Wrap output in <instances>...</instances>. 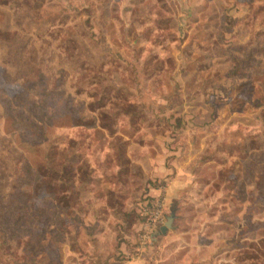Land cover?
Here are the masks:
<instances>
[{
  "label": "rangeland",
  "instance_id": "rangeland-1",
  "mask_svg": "<svg viewBox=\"0 0 264 264\" xmlns=\"http://www.w3.org/2000/svg\"><path fill=\"white\" fill-rule=\"evenodd\" d=\"M0 264H264V0H0Z\"/></svg>",
  "mask_w": 264,
  "mask_h": 264
},
{
  "label": "water",
  "instance_id": "water-1",
  "mask_svg": "<svg viewBox=\"0 0 264 264\" xmlns=\"http://www.w3.org/2000/svg\"><path fill=\"white\" fill-rule=\"evenodd\" d=\"M172 223V217H169L167 221L164 223V225L161 226L160 231L162 234H165L167 229L170 228Z\"/></svg>",
  "mask_w": 264,
  "mask_h": 264
},
{
  "label": "trees",
  "instance_id": "trees-1",
  "mask_svg": "<svg viewBox=\"0 0 264 264\" xmlns=\"http://www.w3.org/2000/svg\"><path fill=\"white\" fill-rule=\"evenodd\" d=\"M12 81H15V80L12 79ZM7 116H9V118H11L12 120L14 119L13 115H12L10 112H8V111H7ZM18 119H22V118L19 117ZM13 121H14V120H13ZM30 125H31V124H30ZM27 126H28L29 129H30L31 126H29V125H27ZM14 224L16 225V223H14Z\"/></svg>",
  "mask_w": 264,
  "mask_h": 264
}]
</instances>
